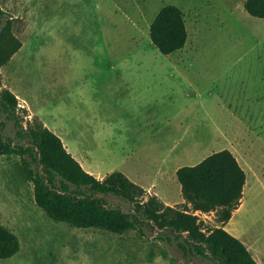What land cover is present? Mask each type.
<instances>
[{"label": "rangeland", "instance_id": "1", "mask_svg": "<svg viewBox=\"0 0 264 264\" xmlns=\"http://www.w3.org/2000/svg\"><path fill=\"white\" fill-rule=\"evenodd\" d=\"M244 1L1 0L21 46L0 68V88L26 96L43 115L53 113L57 95L172 96L184 109L182 127L189 130L174 134L183 146L174 163L193 165L224 148L235 155L246 182L240 207L223 228L264 262V18L249 15ZM166 4L181 9L187 39L182 48L162 54L148 30ZM65 112L60 121L68 124V105ZM32 118L26 114L23 125ZM114 127L99 141L133 150L128 134ZM14 134L13 120L0 107V139ZM159 146L136 150L115 169L131 170L139 183H150L158 169L171 167L162 163L166 148ZM113 165L107 161L103 167ZM174 184L177 189L167 181L171 191L159 199L182 208L175 175ZM104 199L132 211L118 196ZM192 213L203 230L221 225L215 211ZM0 224L19 241V250L0 264H213L182 256L176 245L157 237L165 231L155 225L146 224L141 235L135 229L114 233L53 220L35 204L33 185L15 154L0 155Z\"/></svg>", "mask_w": 264, "mask_h": 264}, {"label": "trees", "instance_id": "2", "mask_svg": "<svg viewBox=\"0 0 264 264\" xmlns=\"http://www.w3.org/2000/svg\"><path fill=\"white\" fill-rule=\"evenodd\" d=\"M243 7L249 15L264 18V0H245ZM0 16H4L0 26L1 68L20 48L21 41L12 32V16L6 15L1 5ZM148 35L162 54L182 48L187 30L181 9L173 4L162 6L149 25ZM0 107L15 126L14 138L0 139V155L20 157L25 175L33 185L35 204L53 220L114 233L135 229L141 235L146 224L155 225L165 231L157 237L176 245L184 257L196 256L213 264H259L245 244L223 228L238 208L246 182V173L230 150L214 151L193 165L176 169L183 198V207L176 208L153 194L145 198L148 193L120 171L95 178L37 116L23 125L28 113L8 88H0ZM105 195L129 202L132 211L108 205ZM189 209L215 211L221 225L203 230L199 216ZM18 250L17 236L0 224V259L11 257Z\"/></svg>", "mask_w": 264, "mask_h": 264}, {"label": "crops", "instance_id": "3", "mask_svg": "<svg viewBox=\"0 0 264 264\" xmlns=\"http://www.w3.org/2000/svg\"><path fill=\"white\" fill-rule=\"evenodd\" d=\"M15 95L19 106L26 109L29 116H37L47 128L57 134L67 151L95 178L102 179L112 171H120L131 181H136L134 183L141 186L146 193L161 198L167 195L171 188L177 187L174 184V175L181 163H174L173 160L175 156L182 154L183 146L180 145V139H175L174 134L181 132V135H188L189 130L185 125L182 127L181 118L184 109L174 103L172 96L57 95L53 97V113L43 115L40 110L35 109L29 103L26 96ZM67 105L70 116L68 124L60 121L66 113ZM113 124H115L114 131H118L119 134H128L133 150L132 148L119 150L120 146L108 139L103 142L99 141L98 136L108 137ZM68 133L73 135L69 136ZM160 143L165 146L164 155H167L162 163H170L171 167L158 169L157 179L144 185V183H139L141 181L139 177L136 179L132 177L131 170L115 169L132 158L136 150L143 147L158 148ZM107 161L115 165L108 168L103 167ZM158 180L162 183L157 184ZM167 181L170 182L171 188H167ZM18 197L20 198L19 193ZM165 203L172 204V202ZM239 207L232 212V215ZM252 256L259 264H264L262 258Z\"/></svg>", "mask_w": 264, "mask_h": 264}]
</instances>
